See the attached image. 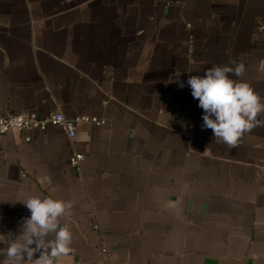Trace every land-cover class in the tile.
Wrapping results in <instances>:
<instances>
[{"label":"crops","instance_id":"crops-1","mask_svg":"<svg viewBox=\"0 0 264 264\" xmlns=\"http://www.w3.org/2000/svg\"><path fill=\"white\" fill-rule=\"evenodd\" d=\"M234 63L264 102V0H0V115L104 121L0 134V233L50 196L55 264H264V113L229 146L186 83Z\"/></svg>","mask_w":264,"mask_h":264},{"label":"clouds","instance_id":"clouds-1","mask_svg":"<svg viewBox=\"0 0 264 264\" xmlns=\"http://www.w3.org/2000/svg\"><path fill=\"white\" fill-rule=\"evenodd\" d=\"M243 63L212 66L202 75H191L186 83L202 109V128L211 129L213 138L234 146L264 113V102L244 80H234L244 72ZM185 82H179L184 87ZM29 215L18 230L0 233V264H55L71 253L73 234L60 218L70 214V201L50 196H31L22 202Z\"/></svg>","mask_w":264,"mask_h":264},{"label":"built area","instance_id":"built-area-1","mask_svg":"<svg viewBox=\"0 0 264 264\" xmlns=\"http://www.w3.org/2000/svg\"><path fill=\"white\" fill-rule=\"evenodd\" d=\"M82 121L93 122L96 125L104 124L98 117L87 115H78L75 118H67L60 110L52 112L46 116H40L34 111L20 110L0 115V134L7 133L11 130H18L23 133L30 131H44L50 126L61 127L73 139L77 133V124ZM30 140L29 135L26 136ZM83 159L81 153H73L70 157V164L78 167ZM102 252H106V247H102Z\"/></svg>","mask_w":264,"mask_h":264}]
</instances>
